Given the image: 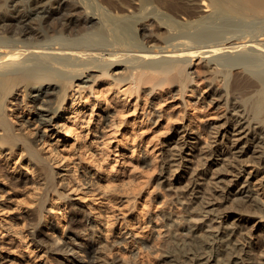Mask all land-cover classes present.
Segmentation results:
<instances>
[{
  "label": "bare ground",
  "instance_id": "6f19581e",
  "mask_svg": "<svg viewBox=\"0 0 264 264\" xmlns=\"http://www.w3.org/2000/svg\"><path fill=\"white\" fill-rule=\"evenodd\" d=\"M97 1L0 0V252L264 264V0Z\"/></svg>",
  "mask_w": 264,
  "mask_h": 264
},
{
  "label": "rangeland",
  "instance_id": "374dc122",
  "mask_svg": "<svg viewBox=\"0 0 264 264\" xmlns=\"http://www.w3.org/2000/svg\"><path fill=\"white\" fill-rule=\"evenodd\" d=\"M96 1V3L98 2L99 3V1H97V0H95ZM13 16L12 17H14V18H16L17 16H18V13L17 14H12ZM60 20V19H59ZM53 23H57L58 21H57V19H55V20H53L52 21ZM64 21H62V20H60V23H63ZM134 30H132V31H130V35H131V37L133 38L132 39V42H134V44L136 43V44H140L141 43V39H140V37H139V35H137V32H133ZM135 33V34H134ZM133 34L136 36H138L139 38H137V36L135 37H133ZM137 38V39H136ZM139 39V40H138ZM199 64H200V62H198V61H194V65H192V67H191V69H190V71L193 73V76H195V80H196V83L198 84V88L200 89V91H207V89L205 88V85H206V76L204 75V74H202L201 72H199V68H200V66H199ZM203 95L204 96H206V93H203ZM33 96H35V95H33ZM178 102H176L175 103V105H174V107H180V105L179 104H177ZM165 104H167L168 106H171L172 104H173V102L170 100V99H168V100H166V102H165ZM205 110H207V109H205ZM204 110V111H205ZM212 112H215V113H218V112H220L221 110H218V111H216V110H211ZM25 114V113H24ZM190 118V117H189ZM191 154H192V152H190V149L188 148V147H185L184 148V150H183V155H185L187 158H189L190 156H191ZM219 159H220V157H219ZM131 161H134V160H131ZM125 165H127V167H129L130 166V164H125ZM245 168V167H244ZM245 169H248V168H245ZM250 171H251V173H252V177H251V179H250V182H251V187L254 189V190H256V191H258V194L261 196V197H264V193H263V187H262V185H261V183L264 181V172L261 170V169H254V168H252V169H250ZM183 172L184 171H181V172H179L178 174H177V176L178 177H181L182 175H183ZM206 175H208V176H210L211 175V172H209V170H207L206 171ZM205 176V175H204ZM207 176V177H208ZM120 183H119V185H122L123 183L125 184L127 181H128V176L126 175V174H124L121 178H120ZM171 196H173V194L171 195ZM170 196V197H171ZM171 198H174V196L173 197H171ZM241 216H240V219H242L243 221H242V224L243 225H245V226H251L252 224H253V218H249V216L247 217L246 216V214H240ZM246 216V217H245ZM238 217H236V219H237ZM69 219V217L67 218V220ZM230 221H232V219L230 220ZM79 226H77V225H72L71 226V230H77V231H79L80 232V229L78 228ZM244 228V227H243ZM47 235L45 236V235H39V234H37V238L39 239V240H41V241H46V240H48V239H52V236H51V234H50V232H48V233H46ZM82 239L85 241V239L86 240H89V238L87 237V236H84V235H82L81 234V232H80V238H78V237H76V236H72L71 237V240L72 241H70L71 242V244H77V243H79V244H81V242L83 243V241H82ZM246 240H248V239H246ZM68 242H69V240H68ZM62 243V242H61ZM6 248H5V250L3 249L1 252H0V255L3 257V259L0 261V264H26V261H25V257L24 256H21L20 254H13V252L12 251H16V253H18V248L16 247V246H14L13 245V243L12 242H9V244H8V246H5ZM9 247H10V249H12V250H8L9 249ZM63 248L66 250V251H68L70 248H71V245H69V244H67V243H64L63 244ZM70 253V252H69ZM69 257H72L71 255H69ZM79 260L81 261V259L79 258Z\"/></svg>",
  "mask_w": 264,
  "mask_h": 264
}]
</instances>
